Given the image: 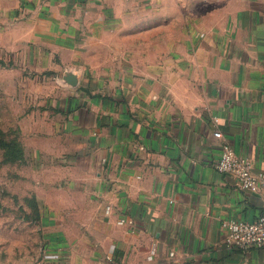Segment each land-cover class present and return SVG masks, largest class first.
<instances>
[{"label":"crops","instance_id":"0c3cea01","mask_svg":"<svg viewBox=\"0 0 264 264\" xmlns=\"http://www.w3.org/2000/svg\"><path fill=\"white\" fill-rule=\"evenodd\" d=\"M0 47L48 175L25 264H264L222 229L263 199L215 168L226 142L264 175V0H0Z\"/></svg>","mask_w":264,"mask_h":264},{"label":"rangeland","instance_id":"374dc122","mask_svg":"<svg viewBox=\"0 0 264 264\" xmlns=\"http://www.w3.org/2000/svg\"><path fill=\"white\" fill-rule=\"evenodd\" d=\"M29 75L19 59L0 50V264H25L41 234L33 188L48 175H37L43 162L33 158V150L41 145L31 141L24 121L35 104Z\"/></svg>","mask_w":264,"mask_h":264},{"label":"built area","instance_id":"2783aa9c","mask_svg":"<svg viewBox=\"0 0 264 264\" xmlns=\"http://www.w3.org/2000/svg\"><path fill=\"white\" fill-rule=\"evenodd\" d=\"M216 139H222L219 132ZM219 174L229 176L236 185L245 191L258 194L264 201V175H255L249 160L235 154L232 147L224 142L215 166ZM225 232L224 243L229 249L249 251L264 250V210L255 222L226 221L222 223Z\"/></svg>","mask_w":264,"mask_h":264},{"label":"water","instance_id":"95a60500","mask_svg":"<svg viewBox=\"0 0 264 264\" xmlns=\"http://www.w3.org/2000/svg\"><path fill=\"white\" fill-rule=\"evenodd\" d=\"M62 80L67 85H70V86H73V87L75 85H77V83H78V80H77L76 75L74 73H72V72H69V71L68 72H65L63 74Z\"/></svg>","mask_w":264,"mask_h":264}]
</instances>
